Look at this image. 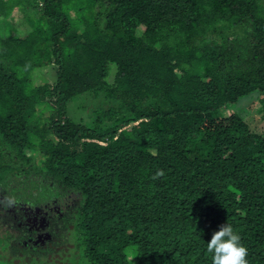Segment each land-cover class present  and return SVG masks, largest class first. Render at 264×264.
I'll list each match as a JSON object with an SVG mask.
<instances>
[{
	"label": "trees",
	"instance_id": "obj_1",
	"mask_svg": "<svg viewBox=\"0 0 264 264\" xmlns=\"http://www.w3.org/2000/svg\"><path fill=\"white\" fill-rule=\"evenodd\" d=\"M253 93L264 119V0H0V194L76 197L89 264H212L223 223L264 264V135L215 115Z\"/></svg>",
	"mask_w": 264,
	"mask_h": 264
},
{
	"label": "rangeland",
	"instance_id": "obj_2",
	"mask_svg": "<svg viewBox=\"0 0 264 264\" xmlns=\"http://www.w3.org/2000/svg\"><path fill=\"white\" fill-rule=\"evenodd\" d=\"M35 3L31 1L26 9V15L33 28L40 19L39 5ZM10 20L22 32L29 29L28 23L23 20L17 9L12 12ZM110 70L114 71V65H110ZM111 76L112 74L109 80ZM35 80L36 82L45 80L44 73L38 72ZM257 100L258 94L253 93L229 105L226 111L215 115L237 113L248 122L252 131L264 135V119L258 111L260 105ZM95 104H98V98L90 93L80 95L68 104V116L75 121L84 122L89 118ZM42 117H46V111ZM33 189L34 186L31 190ZM25 195L30 197V200H35L44 194L38 191L35 195L30 193ZM22 197L25 198L24 195ZM12 200L5 196L4 192L0 194V264H89L83 258L74 238L73 216L68 209L48 202L47 209H50L49 214L53 219L46 221L42 216H36L44 206L43 200L36 204V209L29 204Z\"/></svg>",
	"mask_w": 264,
	"mask_h": 264
},
{
	"label": "clouds",
	"instance_id": "obj_3",
	"mask_svg": "<svg viewBox=\"0 0 264 264\" xmlns=\"http://www.w3.org/2000/svg\"><path fill=\"white\" fill-rule=\"evenodd\" d=\"M212 264H247V248L240 235L228 223L215 230L206 243Z\"/></svg>",
	"mask_w": 264,
	"mask_h": 264
},
{
	"label": "flooded vegetation",
	"instance_id": "obj_4",
	"mask_svg": "<svg viewBox=\"0 0 264 264\" xmlns=\"http://www.w3.org/2000/svg\"><path fill=\"white\" fill-rule=\"evenodd\" d=\"M26 198H27L26 201H23L21 199V197H19V199L16 201H21L23 204H29L33 207V209H36V206H37L36 204L38 202H35V200H30V199H28V197H26ZM44 199H46V200H44ZM42 200L44 201V203H43L44 206L41 208V209H43V211H40L41 210L40 209L39 212L36 213V216L40 215L46 221L49 219H53V216L49 214L50 209H47V203L52 202L53 204H59V205H61V207H63V208L65 207L66 209H68L70 214L73 216V219H74L73 207L76 204V197H74L73 195L62 196V197H58L57 199H55L52 196L50 198L49 197H43Z\"/></svg>",
	"mask_w": 264,
	"mask_h": 264
}]
</instances>
